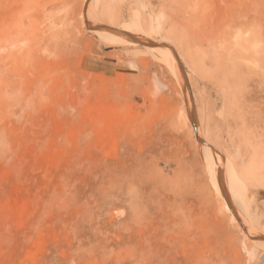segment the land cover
I'll use <instances>...</instances> for the list:
<instances>
[{"label":"rangeland","instance_id":"obj_1","mask_svg":"<svg viewBox=\"0 0 264 264\" xmlns=\"http://www.w3.org/2000/svg\"><path fill=\"white\" fill-rule=\"evenodd\" d=\"M5 1L0 264H264V0Z\"/></svg>","mask_w":264,"mask_h":264},{"label":"bare ground","instance_id":"obj_2","mask_svg":"<svg viewBox=\"0 0 264 264\" xmlns=\"http://www.w3.org/2000/svg\"><path fill=\"white\" fill-rule=\"evenodd\" d=\"M6 1H7V0H6ZM6 1H5V2H6ZM10 1H12V3H13V4H11V6H13V8H12L11 11H10V13H11V14H10V17H11V19H10L11 23H10V24H11V26H10V28H7V29H6V31H5L6 33L4 34V36L6 37V38H5L6 42L8 41V37H10L11 39H14V41H16V40H17L16 37H17V35L19 34V33H17V32L14 33V31H15V26L17 27V25H18V24H17L18 21L16 22V19H18V16H14V12H15V10H16V6H17V5H16V0H10ZM5 2H3V3H5ZM7 2H8V3H7V4H8V7H9V6H10V5H9V1H7ZM3 5H4V4H3ZM239 20H240V19H239ZM19 21H20V18H19ZM240 25H241V24H240ZM7 27H9V26H7ZM8 29H9V31H8ZM11 30H12V31H11ZM17 30H19V29L17 28ZM17 30H16V31H17ZM112 30H113V29H112ZM113 31H114V30H113ZM21 34H22V32L20 31V34H19V35L21 36ZM19 35H18V36H19ZM11 36L14 37V38H12ZM15 36H16V37H15ZM17 38H18V37H17ZM11 39H10V41L8 42V44L11 43V42H13V41H11ZM15 39H16V40H15ZM4 44H7V43H5V41H4L3 45H4ZM8 44H7V45H8ZM11 44H12V43H11ZM134 44H135V43H134ZM4 46H6V45H4ZM4 49H5V48H4ZM11 49H12V48H11ZM3 52H4V51H3ZM5 52H6V51H5ZM5 52H4V53H5ZM8 52H9V50L7 51V53H8ZM7 53H5V56H1V55H4L3 53L0 55V56H1V59H3V61L6 59L5 57H7V56L10 57V55H11L12 52H11V53L9 52V53H10V54L8 53L9 55H8ZM6 54H7V55H6ZM2 57H3V58H2ZM4 58H5V59H4ZM7 58H8V57H7ZM4 68H5V67H4ZM222 183H223V182H222ZM222 185H224V184H222ZM222 185H221V184L218 185L216 190H217V192H218L221 196H223V198L225 199L226 196L224 195V191H223L224 188H223ZM225 193H226V192H225Z\"/></svg>","mask_w":264,"mask_h":264}]
</instances>
